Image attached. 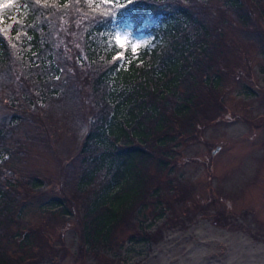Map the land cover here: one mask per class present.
<instances>
[{
  "label": "trees",
  "instance_id": "obj_1",
  "mask_svg": "<svg viewBox=\"0 0 264 264\" xmlns=\"http://www.w3.org/2000/svg\"><path fill=\"white\" fill-rule=\"evenodd\" d=\"M120 1L116 9L94 0H0V106L10 111L9 118L0 119V264H20L2 247L5 240L18 243L23 260L28 251L35 256L43 248L44 256L49 251L48 242L28 232L31 225L22 217L27 200L46 180L6 164L10 156L20 161L26 155L24 135L46 143L41 129L52 128L49 123L89 126L75 157L77 179L69 166V176H60L62 191L82 200L77 260L86 252L100 259L101 250L122 244L116 232L139 223V213L152 200L155 209L142 214L145 224L134 233L139 242H159L163 226L151 233L146 222L156 213L164 217V211L179 218V206L168 207L164 195L193 191L171 178L172 146L193 135L197 122L222 110L225 80L219 67L233 45L225 40L228 26L221 19L236 23L241 41L259 42L252 11L257 8L264 18L261 0H220L219 19L195 0ZM113 8L126 13L135 28L149 18L146 32L153 42L136 54L119 47ZM68 72L85 79L91 104L83 103ZM69 201L52 200L44 209L50 222L58 221L57 212L68 218ZM135 235L129 240L136 242Z\"/></svg>",
  "mask_w": 264,
  "mask_h": 264
},
{
  "label": "rangeland",
  "instance_id": "obj_2",
  "mask_svg": "<svg viewBox=\"0 0 264 264\" xmlns=\"http://www.w3.org/2000/svg\"><path fill=\"white\" fill-rule=\"evenodd\" d=\"M94 1L121 8L120 0ZM195 3L217 19L223 16L220 0H195ZM260 7L264 11V0L260 1ZM115 8L110 12L116 17L113 32L119 47L136 54L153 42V35L146 32L149 18L135 28L126 13H117ZM224 17L221 21L228 26L225 40L233 47L229 58L226 57L219 67L225 80L221 90L222 110L213 113L211 119L200 118L194 126V134L185 140L177 139L172 146L174 169L171 178L181 179L193 188L189 195L177 197L181 191L177 195H164L168 207L179 206V218L175 214L172 216L174 211H164L162 218L154 214L150 217L153 221L149 219L146 225L150 226L151 233L163 226L160 241L139 242L140 236L134 232L143 227L140 222L145 224L142 214L150 215L155 209L156 200H152L148 209L139 213V223L116 232L122 244L114 246L112 251L101 250L100 259L86 252L77 260L82 200L62 191L60 176H69L65 169L68 171L72 167L70 174L77 179L80 161L75 157L89 126L72 127L74 123H63L58 127L49 123L52 128L41 129L42 140L47 137L46 143H33L32 138L28 141L24 135L26 155L15 161L17 155L13 154L14 157L10 156L6 162L21 175L39 176L47 183L34 198L27 200L22 217L31 225L28 232L32 230L31 234L48 242L49 251L45 256L44 248L37 256L28 251L23 260L17 242L3 241L2 247L6 246L20 264H264V18L257 8L252 11L261 39L245 42L235 35L240 33L236 23ZM69 74L83 103L91 104L90 88L85 79ZM9 112L0 106V119L9 118ZM49 120L54 122L55 117ZM33 137L36 139L35 131ZM64 197L70 200L68 218L62 219L57 212L58 221L50 222L44 209L52 206V200ZM133 235L137 236L136 242L129 240Z\"/></svg>",
  "mask_w": 264,
  "mask_h": 264
},
{
  "label": "snow or ice",
  "instance_id": "obj_3",
  "mask_svg": "<svg viewBox=\"0 0 264 264\" xmlns=\"http://www.w3.org/2000/svg\"><path fill=\"white\" fill-rule=\"evenodd\" d=\"M119 40V38H117Z\"/></svg>",
  "mask_w": 264,
  "mask_h": 264
}]
</instances>
